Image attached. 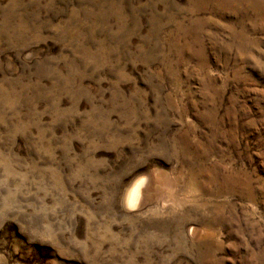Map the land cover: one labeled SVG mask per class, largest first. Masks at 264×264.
<instances>
[{"label": "rangeland", "instance_id": "1", "mask_svg": "<svg viewBox=\"0 0 264 264\" xmlns=\"http://www.w3.org/2000/svg\"><path fill=\"white\" fill-rule=\"evenodd\" d=\"M0 264H264V0H0Z\"/></svg>", "mask_w": 264, "mask_h": 264}, {"label": "bare ground", "instance_id": "2", "mask_svg": "<svg viewBox=\"0 0 264 264\" xmlns=\"http://www.w3.org/2000/svg\"><path fill=\"white\" fill-rule=\"evenodd\" d=\"M144 183H135L132 188L128 191L125 203L128 207H137L144 199Z\"/></svg>", "mask_w": 264, "mask_h": 264}]
</instances>
